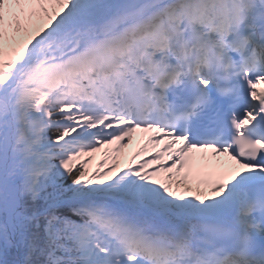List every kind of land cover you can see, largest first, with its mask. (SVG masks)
<instances>
[{"label": "snow or ice", "instance_id": "6c2138e0", "mask_svg": "<svg viewBox=\"0 0 264 264\" xmlns=\"http://www.w3.org/2000/svg\"><path fill=\"white\" fill-rule=\"evenodd\" d=\"M0 264H264V0H0Z\"/></svg>", "mask_w": 264, "mask_h": 264}, {"label": "bare ground", "instance_id": "6f19581e", "mask_svg": "<svg viewBox=\"0 0 264 264\" xmlns=\"http://www.w3.org/2000/svg\"><path fill=\"white\" fill-rule=\"evenodd\" d=\"M136 137H139V135L137 134V136Z\"/></svg>", "mask_w": 264, "mask_h": 264}]
</instances>
